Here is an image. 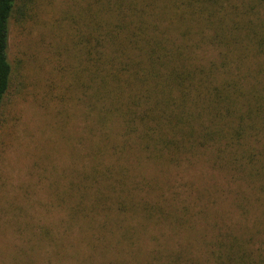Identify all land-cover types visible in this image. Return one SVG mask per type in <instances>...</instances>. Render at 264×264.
Returning a JSON list of instances; mask_svg holds the SVG:
<instances>
[{
    "label": "trees",
    "instance_id": "1",
    "mask_svg": "<svg viewBox=\"0 0 264 264\" xmlns=\"http://www.w3.org/2000/svg\"><path fill=\"white\" fill-rule=\"evenodd\" d=\"M26 9L25 0H0V107L13 72L9 24L21 23ZM82 18L88 33L79 39L86 42L80 87L92 90L88 97L102 112L97 120L115 117L123 135L136 140L127 145L123 138L119 152L132 149L134 162L172 168L188 169L200 158L209 169L197 190L207 208L196 217L189 201L179 206L172 194L165 218L172 219V251L138 249L110 264H158L165 256H172L167 264H264V0H92ZM97 145L94 155L116 148L107 134ZM118 166L129 165H96L92 173ZM139 181L153 189L159 183ZM74 207L73 213L92 207L108 215L98 198ZM140 207L147 219L163 213ZM232 211L238 212L233 221ZM114 226L105 220L98 229L114 233Z\"/></svg>",
    "mask_w": 264,
    "mask_h": 264
},
{
    "label": "rangeland",
    "instance_id": "2",
    "mask_svg": "<svg viewBox=\"0 0 264 264\" xmlns=\"http://www.w3.org/2000/svg\"><path fill=\"white\" fill-rule=\"evenodd\" d=\"M25 2L22 22L14 18L9 24L13 72L0 107V264H110L138 249L172 251V219H165L172 213V194L179 206L189 201L196 217L193 213L207 208L197 190L206 186L209 169L200 158L188 169L172 168L143 158L134 162L132 149L119 152L123 138L127 145L136 140L123 135L115 117L97 120L100 110L88 97L92 90L80 87L86 42L79 39L88 33L82 16L92 0ZM101 134L116 148L94 155ZM113 164L129 166L92 173L96 165ZM139 179L159 183L147 188ZM219 185L227 194L226 185ZM97 198L108 207L107 217L92 207L72 212ZM133 203L135 210L127 211ZM141 204L161 207L163 213L152 212L147 219ZM237 217L238 212L228 215L232 221ZM105 220L115 224L114 233L98 229ZM127 227L131 236L122 237Z\"/></svg>",
    "mask_w": 264,
    "mask_h": 264
}]
</instances>
